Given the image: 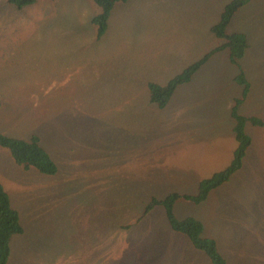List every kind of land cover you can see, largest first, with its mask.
Wrapping results in <instances>:
<instances>
[{"label": "rangeland", "instance_id": "obj_1", "mask_svg": "<svg viewBox=\"0 0 264 264\" xmlns=\"http://www.w3.org/2000/svg\"><path fill=\"white\" fill-rule=\"evenodd\" d=\"M230 1L117 2L98 37L92 0L22 9L0 0V132L38 134L57 166L53 175L25 170L0 146V181L23 227L7 264H212L171 229L162 206L143 212L151 197L196 194L229 164L237 142L225 111L243 88L231 80L238 69L226 51L211 57L163 108L147 83H166L212 48L209 27ZM229 29L249 42L240 63L250 89L237 112L264 119V0H249ZM244 129L241 167L205 200L173 207L202 222L228 264L262 261L230 238L244 234L252 252L264 232V127Z\"/></svg>", "mask_w": 264, "mask_h": 264}, {"label": "trees", "instance_id": "obj_2", "mask_svg": "<svg viewBox=\"0 0 264 264\" xmlns=\"http://www.w3.org/2000/svg\"><path fill=\"white\" fill-rule=\"evenodd\" d=\"M17 9H22L36 0H7ZM100 9V12L94 15L92 22L96 26L97 36L104 34L107 28V21L113 6L117 2L126 0H92ZM249 0H231L225 5L219 21L211 27V31L224 42L215 49L204 55L199 60L193 62L180 73L171 77L166 83L159 84L153 81L147 83L149 101L159 108H163L172 97L175 89L183 83L188 82L195 71L203 64L209 56L223 49L229 52L231 62L236 65L238 73L235 81L240 84L242 89L241 99L235 100L231 113L234 118L233 131L237 142L229 164L214 172L211 176L199 181L197 192L194 195L178 194L171 192L163 198L151 197L145 205L143 215L149 212L154 206L163 207L167 222L175 232L185 235L194 248L202 251L211 261L212 264H227L224 255L219 251L216 241L213 238L203 236V224L200 220L186 216L177 218L173 212V207L178 198H185L195 203L206 199L209 192L227 181L229 177L237 171L243 161V157L251 143L250 136L245 132L244 125L250 122L255 126L264 127V119L256 116H243L238 114L237 106L248 92L249 84L245 78L240 59L244 56L248 47V41L244 33L233 32L227 33L226 27L234 12L243 6ZM0 146L10 151L14 163L23 168H36L43 174L53 175L57 171V166L47 150L41 145L38 134H31L27 139L9 136L0 132ZM23 232L20 222L19 212L13 208L9 195L0 181V264H7L11 254V240L14 235Z\"/></svg>", "mask_w": 264, "mask_h": 264}, {"label": "crops", "instance_id": "obj_3", "mask_svg": "<svg viewBox=\"0 0 264 264\" xmlns=\"http://www.w3.org/2000/svg\"><path fill=\"white\" fill-rule=\"evenodd\" d=\"M248 2V1H247ZM246 2V3H247ZM245 3V4H246ZM244 4V5H245ZM243 5V6H244ZM243 6H241V7H243ZM225 7V6H224ZM240 7V8H241ZM239 8V9H240ZM184 10H187V11H190L191 10V7H184L183 8ZM224 9V8H223ZM239 9H237L235 12H234V14L232 15V17H231V19H230V21H229V23H228V25H227V27H226V31H227V33H233V32H241V33H244V32H242V31H236V30H230L229 29V26H230V23L232 22V19H233V17H234V15H235V13L239 10ZM169 10V8H167V9H165V10H163V14H166L167 13V11ZM223 11V10H222ZM161 13V12H160ZM222 13V12H221ZM221 13H220V16H221ZM162 14V13H161ZM219 19H220V17H219ZM219 19L214 23V24H216L218 21H219ZM214 24H212L210 27H209V30H210V32L212 33V35L216 38V41H217V43L212 47V48H210L209 50H207L205 53H203L200 57H198L196 60H194L193 62H195V61H197V60H199L200 58H202L204 55H206L207 53H209L210 51H212L213 49H215L217 46H219V45H221L223 42H224V40L223 39H220V38H218L212 31H211V27L214 25ZM245 34V36H246V38H247V41H248V37H247V35H246V33H244ZM247 48H249V42H248V47ZM224 51H226L227 53V55H226V57H227V59H228V61L232 64V65H234L232 62H231V60H230V58H229V52H228V50L227 49H223V50H220V51H216V52H214V53H212L210 56H209V58L203 63V64H201V66L195 71V73L192 75V77H191V79L188 81V82H186V83H190L191 82V80H192V78L194 77V75L196 74V72H198L199 70H200V68L211 58V57H213V58H215L216 56H219L218 54L219 53H221V52H224ZM246 52V51H245ZM240 61V60H239ZM193 62H191L190 64H192ZM190 64H188L187 66H189ZM241 64V63H240ZM186 66V67H187ZM236 66V65H235ZM186 67H184L183 69H185ZM241 67H242V65H241ZM237 68V67H236ZM182 69V70H183ZM242 69H243V72H244V75H245V71H244V68L242 67ZM181 70V71H182ZM180 71V72H181ZM179 72V73H180ZM238 73V72H237ZM237 73L235 74V75H233L232 77H231V80L234 82V83H236L237 85H239V86H241L240 84H238L236 81H235V76L237 75ZM178 74V73H177ZM245 78H246V75H245ZM246 80H247V78H246ZM150 82V81H149ZM154 82V81H153ZM247 82H248V84H249V87H248V91H249V89H250V83H249V81L247 80ZM185 84V83H184ZM180 85H182V84H180ZM179 85V86H180ZM243 89V88H242ZM248 93V92H247ZM241 95H242V90H241V94H240V96H238V97H234L233 98V103L232 104H229L228 106H229V112L226 110L225 111V113H226V115L227 116H229V118L232 116V113H231V110H232V108H233V106L235 105V100L236 99H241ZM246 96H247V94H246ZM245 96V97H246ZM244 97V98H245ZM244 98H242V100H241V102L240 103H242V101H243V99ZM239 103V104H240ZM231 106V107H230ZM238 107V106H237ZM215 111H213V113H214ZM221 112V111H220ZM219 112V113H220ZM205 114H207V113H205ZM207 116H212V114L210 113L209 115H207ZM244 116V115H243ZM250 116H254V115H250ZM247 117H249V116H247ZM256 117H258V116H256ZM261 118V117H260ZM14 162V161H13ZM206 237H209V236H206ZM245 236H244V234H239V233H237L236 235H231L230 236V238L232 239L231 241H234V244H238V247H240V248H242L243 250L242 251H240V250H238V251H240V253H242V254H255V255H257V256H260L261 258H262V261H260L261 263H263L264 264V252H260V251H258V248L259 247H261V246H263L264 245V232H255L254 233V238H255V240H254V246H252L251 248H254L255 250H253V249H249L250 251H252V252H247V248L245 247V243H244V241L242 240L243 238H244ZM210 238H212V237H210ZM238 238L239 239H241V240H238ZM236 239V240H235ZM233 244V243H232ZM218 246V245H217ZM219 249V248H218ZM220 251V250H219ZM225 257V256H224ZM209 259V258H208ZM226 259V258H225ZM226 261H227V259H226ZM258 263V264H261V263ZM227 264H228V262H227Z\"/></svg>", "mask_w": 264, "mask_h": 264}]
</instances>
